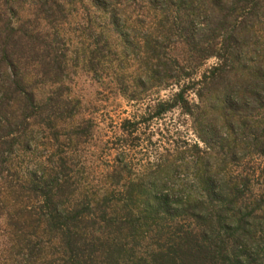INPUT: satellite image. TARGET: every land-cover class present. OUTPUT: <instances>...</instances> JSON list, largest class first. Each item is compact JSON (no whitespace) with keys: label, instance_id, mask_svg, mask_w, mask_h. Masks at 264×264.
Listing matches in <instances>:
<instances>
[{"label":"trees","instance_id":"trees-1","mask_svg":"<svg viewBox=\"0 0 264 264\" xmlns=\"http://www.w3.org/2000/svg\"><path fill=\"white\" fill-rule=\"evenodd\" d=\"M78 72L174 91L111 159ZM174 111L194 141L137 173L139 127ZM0 264H264V0H0Z\"/></svg>","mask_w":264,"mask_h":264},{"label":"rangeland","instance_id":"rangeland-1","mask_svg":"<svg viewBox=\"0 0 264 264\" xmlns=\"http://www.w3.org/2000/svg\"><path fill=\"white\" fill-rule=\"evenodd\" d=\"M66 83L70 89L71 97L81 103L82 116L93 120L96 126L95 142L100 145L101 151L103 149L105 152L106 148L107 151L111 148L109 150L112 154L111 159L118 157L117 154L120 153L118 139L121 137L120 124L122 121L142 114L149 100L167 99L170 93L174 91L167 90L158 94L153 91L150 97L136 103L127 101L111 90L109 85L99 84L90 75L82 72H78ZM139 129L138 140L132 141L131 144L140 147L133 149L131 156H128V159L135 164L133 170L139 174L142 173L144 167L147 168L154 163L155 154L161 153L162 149L166 147L169 148L168 143L174 139L188 140L189 143L194 141V136L189 131L188 122H184L177 111L169 113L161 120H154L149 126L142 125ZM176 134H179L180 138ZM148 138H150L151 146L150 143L148 144ZM146 146L150 152L144 149ZM101 151L97 154L99 159L103 157ZM102 169V167H98L97 170L94 168L95 175L99 176ZM91 175L96 179L93 173Z\"/></svg>","mask_w":264,"mask_h":264}]
</instances>
